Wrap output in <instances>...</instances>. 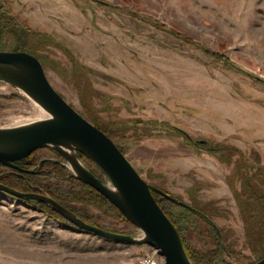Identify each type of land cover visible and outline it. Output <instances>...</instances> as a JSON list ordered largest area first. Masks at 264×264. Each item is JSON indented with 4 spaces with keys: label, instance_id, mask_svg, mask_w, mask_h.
I'll return each mask as SVG.
<instances>
[{
    "label": "rangeland",
    "instance_id": "1",
    "mask_svg": "<svg viewBox=\"0 0 264 264\" xmlns=\"http://www.w3.org/2000/svg\"><path fill=\"white\" fill-rule=\"evenodd\" d=\"M0 50L36 55L52 86L111 133L147 182L209 214L220 243L198 209L162 200L198 264H252L262 254L248 242L244 209L264 197V0H0ZM36 106L0 81V127L31 118ZM30 161L29 172L18 170L46 172V186L73 185L54 148L34 150ZM0 173L34 192L7 166ZM83 200L65 203L141 236ZM162 262L154 247L79 230L0 191V264Z\"/></svg>",
    "mask_w": 264,
    "mask_h": 264
},
{
    "label": "water",
    "instance_id": "2",
    "mask_svg": "<svg viewBox=\"0 0 264 264\" xmlns=\"http://www.w3.org/2000/svg\"><path fill=\"white\" fill-rule=\"evenodd\" d=\"M0 81L22 91L48 114L41 119L0 127V163L28 171L15 161L36 149L54 148L69 163L73 175L102 194L141 231V236L89 223L45 193L23 192L1 182L0 191L22 200H38L79 230L110 240L154 247L162 256L163 264H194L178 230L155 200L153 192L179 206L198 210L147 182L112 138L72 107L52 86L37 56L27 51L0 50ZM78 152L91 159L105 178L97 177L84 166ZM211 223L220 234L218 227ZM253 264H264V256Z\"/></svg>",
    "mask_w": 264,
    "mask_h": 264
},
{
    "label": "trees",
    "instance_id": "3",
    "mask_svg": "<svg viewBox=\"0 0 264 264\" xmlns=\"http://www.w3.org/2000/svg\"><path fill=\"white\" fill-rule=\"evenodd\" d=\"M88 120H90V119H88ZM91 122H93L101 130H103L114 141L111 133L108 130H106L105 127H103L102 125L98 124L95 121H91ZM116 145L119 147V145L117 143H116ZM120 150L123 152V150L121 148H120ZM31 155H32V153L30 155L18 160V161H15V164L18 165L21 168H24V169L33 168V165H31V161H30V156ZM79 155L81 157L85 158L90 163L96 165L91 159H89L88 157L84 156L83 154L79 153ZM37 163H38V161L36 162L35 165H37ZM1 166L6 167V166H4L3 164L0 163V167ZM8 168L11 169V171H13V173L16 174L15 175L16 177H18V176H21L22 178L25 177V179L29 181V183L32 186L34 192H38V193L47 192L48 194H50V196H52L54 199H56L59 203H61L62 205H64L68 209L72 210L73 212H75L81 218H83V219L86 218V221H89L92 224H95V225L100 226V227H102L104 229H107V230L118 232L117 230L109 229L107 226H105V224L98 225L97 223H93L94 221H93L92 217L87 216L81 210L77 211L75 208H72L70 205H67L65 202H69V201H78V202L81 201L82 202V201H84L83 199H85L86 201H88L87 203H90V204L98 206V207H99V205L103 206L107 211L115 214L116 216H118L121 219L125 220L126 222L130 223L121 214V212L113 204H111L102 194H100L98 191H96L94 188H92L88 184H85L84 182L80 181L79 179H77L73 175H71V179H70L71 182H73L72 186H69V187H65L64 185H60V186H56V185L55 186L54 185L53 186H49L48 185V186H46V185L42 184V181H44L43 180L44 178L39 176V175H42V173H46V172L40 171L38 173H27V172L23 173V172L19 171L16 168H13V167H8ZM97 168L100 169L98 166H97ZM49 170H51L50 172H55L57 174L56 170H54L52 168H50ZM63 173H68V172L65 170V172H63ZM96 176H98V175H96ZM1 177H2V174L0 173V182L1 183L20 190L18 187L6 183V181L4 182ZM98 177H100V176H98ZM10 179L12 181H15V182H16V180H18V181L21 180L22 181V179L13 178V177L12 178L10 177ZM22 191H28V190H22ZM153 196H154L155 200L157 201V203L159 204V206L166 213V215L170 218V220L173 222V224L175 225L176 229L178 230V232H179V234H180V236L182 238L183 244L185 246L187 255L189 256V258L192 260V262L194 264H198V260L196 259V257L188 249V246H187V244L185 242V239H184L183 235L181 234V231H180L179 227L177 226V224L175 222V219L173 217H171V215L168 213V211L165 209V207L162 204V200H167V201H169V200L166 199L165 197L161 196L160 194L155 193V192H153ZM252 197H254V196L252 195ZM259 200H260V202H259ZM253 201L254 202L257 201L255 203V205H253L252 203H250V204L247 203L246 204V211L244 209V213L246 215V219L245 220L247 222V227H249V229H250V233L248 232V237H251V239H248V242L250 243L251 247H253V248L255 247V248L260 249L262 254L259 257H257L252 262V264L254 262H256L258 259H260L262 256H264V197H262V196L260 198L259 197H254ZM28 202L31 203V204L39 205L40 207L44 208V210L49 212L51 215H55L56 217H61L60 214H58L57 212L53 211L47 205H45L44 203H42V202H40L38 200H34L33 199V200H29ZM197 209L199 210V212H196V213L199 214L200 216H202L209 223L211 228L214 230V232H215V234L217 236V240L219 242L218 234H217L215 228H213V225H212L209 217L205 216V215H209V214H207L202 209H199V208H197ZM91 221H93V222H91ZM206 261L209 262V257L206 258Z\"/></svg>",
    "mask_w": 264,
    "mask_h": 264
},
{
    "label": "bare ground",
    "instance_id": "4",
    "mask_svg": "<svg viewBox=\"0 0 264 264\" xmlns=\"http://www.w3.org/2000/svg\"><path fill=\"white\" fill-rule=\"evenodd\" d=\"M47 116H48V114L42 108H40L37 105L35 107V110H34V115H32L31 118H29V119L24 118V119H21V120H17V122H14L13 124L17 125V124H21V123H25V122H29V121H33V120H37V119H41V118H44V117H47ZM7 126H13V125H7ZM2 127H5V126H2Z\"/></svg>",
    "mask_w": 264,
    "mask_h": 264
},
{
    "label": "built area",
    "instance_id": "5",
    "mask_svg": "<svg viewBox=\"0 0 264 264\" xmlns=\"http://www.w3.org/2000/svg\"><path fill=\"white\" fill-rule=\"evenodd\" d=\"M162 264V263H161Z\"/></svg>",
    "mask_w": 264,
    "mask_h": 264
}]
</instances>
